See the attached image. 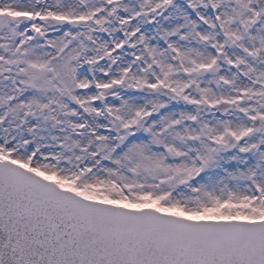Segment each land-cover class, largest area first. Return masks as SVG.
<instances>
[{"label": "snow or ice", "instance_id": "snow-or-ice-1", "mask_svg": "<svg viewBox=\"0 0 264 264\" xmlns=\"http://www.w3.org/2000/svg\"><path fill=\"white\" fill-rule=\"evenodd\" d=\"M0 264H264V0H0Z\"/></svg>", "mask_w": 264, "mask_h": 264}]
</instances>
